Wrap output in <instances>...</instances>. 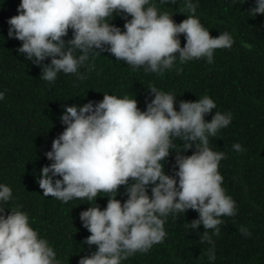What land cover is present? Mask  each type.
I'll list each match as a JSON object with an SVG mask.
<instances>
[{"label": "clouds", "instance_id": "obj_1", "mask_svg": "<svg viewBox=\"0 0 264 264\" xmlns=\"http://www.w3.org/2000/svg\"><path fill=\"white\" fill-rule=\"evenodd\" d=\"M184 6L190 14L175 23L171 14L158 13L151 0H20L17 14L7 20L8 37L21 41L17 53L40 66V76L48 82L60 72L78 73L89 52L99 55L94 49L106 50L133 68L162 74L177 58L181 64L201 57L211 63L215 49L231 48L234 42L228 32L210 36L194 15L192 0H184ZM253 10L254 15L264 14V0H255ZM121 12L130 16L123 31L109 23ZM69 29L72 36L65 41ZM45 58L50 62L42 64ZM148 88L154 96L143 111L135 99L112 94L95 104L66 106L59 117L66 127L44 154L52 162L40 169L37 183L43 196L68 202L110 194L103 209L92 204L79 213L90 232L85 243L96 249L78 264H121L136 252L146 253L163 242L164 218L170 213L195 210L198 218L190 228L202 224L213 235L219 234L221 216L235 215V202L225 194L218 172L224 153L208 147L209 137L229 125L231 113L216 111L206 121L205 114L216 108L209 96L180 101L177 111L176 95ZM174 140L182 141L183 149L194 144L196 150L187 156L176 151L178 167L171 176L163 171L162 161ZM232 147L243 151L239 143ZM121 185L127 194L123 203L113 198ZM10 198L11 188L0 184V203ZM4 210L0 208V264H55L53 249L30 227L28 216L19 210L5 215ZM240 231L250 235L244 228ZM203 239L211 243L207 232ZM208 259L213 261L214 253Z\"/></svg>", "mask_w": 264, "mask_h": 264}, {"label": "trees", "instance_id": "obj_2", "mask_svg": "<svg viewBox=\"0 0 264 264\" xmlns=\"http://www.w3.org/2000/svg\"><path fill=\"white\" fill-rule=\"evenodd\" d=\"M192 2L196 5L194 15L210 36L228 32L233 37L231 48L214 50L211 63L201 57L181 64L177 58L171 69L159 74L145 71L143 66L133 68L106 50L94 49L99 55L89 52L78 73L60 72L48 82L41 78L40 66L17 53L21 41L8 37L7 20L17 14L20 0H0V92L4 93L0 100V184L11 188L10 200L0 203V208H5V215L19 210L28 216L30 227L53 249L55 264H78L81 257L95 251L96 245L85 243L90 232L82 225L79 213L92 204L103 209L108 199L105 195H110L98 193L93 201L74 198L68 202L43 196L37 181L41 167L52 162L45 152L51 150L53 138L66 127L60 114L66 106L89 101L95 104L104 94L133 98L143 111L154 96L148 87L176 95L177 111L180 101L194 102L209 96L216 108L205 114L206 121L216 111L231 113L229 125L209 137L208 147L224 153L218 172L236 211L233 216L220 217L223 223L218 225V235L202 224L190 228L198 218L195 210L187 209L177 217L170 213L164 218L163 242L146 253H134L121 264H264V14H253L255 0ZM151 3L158 13L171 14L175 23L190 14L184 0ZM127 19L130 16L121 12L109 23L123 31ZM71 36L69 29L63 39ZM179 40L183 47V34H179ZM49 62L50 58H45L41 63ZM182 143L174 140L162 161L165 174L175 175L176 151L187 156L196 150L194 144L183 149ZM235 143L243 151L233 149ZM150 189L151 185L146 188L149 197ZM113 198L121 203L127 199L124 185L118 186ZM241 228L250 235L242 234ZM205 232L211 243L203 239ZM210 252L215 255L211 262Z\"/></svg>", "mask_w": 264, "mask_h": 264}]
</instances>
